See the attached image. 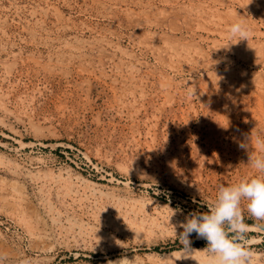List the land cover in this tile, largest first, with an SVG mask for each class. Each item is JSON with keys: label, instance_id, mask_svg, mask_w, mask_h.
<instances>
[{"label": "rangeland", "instance_id": "1", "mask_svg": "<svg viewBox=\"0 0 264 264\" xmlns=\"http://www.w3.org/2000/svg\"><path fill=\"white\" fill-rule=\"evenodd\" d=\"M250 156L264 0H0V264H210L174 226L264 176Z\"/></svg>", "mask_w": 264, "mask_h": 264}, {"label": "clouds", "instance_id": "2", "mask_svg": "<svg viewBox=\"0 0 264 264\" xmlns=\"http://www.w3.org/2000/svg\"><path fill=\"white\" fill-rule=\"evenodd\" d=\"M229 32L240 40L248 36L240 22L231 25ZM240 146L246 147L244 144ZM248 164L264 173V158L250 156ZM242 201L246 202L247 212L252 217L264 220V176H253L236 185H221L215 201L206 205V211L193 212L175 225L184 247L192 249L190 237L195 234L197 239L206 241L205 248L197 251L210 252V264H251V252L240 242L247 227L241 213Z\"/></svg>", "mask_w": 264, "mask_h": 264}, {"label": "bare ground", "instance_id": "3", "mask_svg": "<svg viewBox=\"0 0 264 264\" xmlns=\"http://www.w3.org/2000/svg\"><path fill=\"white\" fill-rule=\"evenodd\" d=\"M186 23V22H185Z\"/></svg>", "mask_w": 264, "mask_h": 264}]
</instances>
